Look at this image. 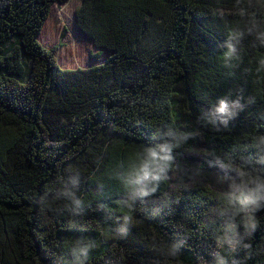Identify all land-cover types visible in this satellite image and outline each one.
<instances>
[{
  "label": "trees",
  "instance_id": "16d2710c",
  "mask_svg": "<svg viewBox=\"0 0 264 264\" xmlns=\"http://www.w3.org/2000/svg\"><path fill=\"white\" fill-rule=\"evenodd\" d=\"M65 1L0 0V264H73L71 249L85 244L84 264H264V209L249 247H221L230 193L199 181L237 175L222 165L256 157L253 138L264 136V45L240 5L82 0L77 26L110 54L64 68L39 35ZM248 11L264 25V8ZM234 31L245 34L226 65ZM238 96L244 107L226 127L208 122L220 98ZM184 134L172 150L176 180L133 199L136 154Z\"/></svg>",
  "mask_w": 264,
  "mask_h": 264
},
{
  "label": "clouds",
  "instance_id": "9594fccd",
  "mask_svg": "<svg viewBox=\"0 0 264 264\" xmlns=\"http://www.w3.org/2000/svg\"><path fill=\"white\" fill-rule=\"evenodd\" d=\"M240 5L238 8L239 15L248 17L246 31L249 34H254L261 45H264V25L255 19V16L248 11V7L259 6L264 8V0H247V7L244 6V0H236ZM244 31H234L229 34V39L226 41L228 51L224 54L225 64L237 55L236 45L231 43L232 40L238 44L244 35ZM264 66V59L260 61ZM242 97H237L235 100L228 98H220L218 102L206 113L208 122L216 125L219 120L220 124L225 127L228 124L229 118H234L238 112L242 110L244 105L241 104ZM249 102H252L250 98ZM190 134H184L182 139H162L161 143L146 147L143 151L136 154L137 163L134 167V175L132 183L135 187L133 199L140 198L142 202L144 197L151 195L157 191L161 181H166L169 176V170L173 167L174 156L172 150L186 142ZM159 138V137H158ZM258 155L256 157H245L240 164H235L231 160L227 161L222 166L235 171L239 178L237 184L235 178H232L230 187L235 189L228 197L224 215L227 213V219L224 225L225 235L219 240V245L228 246V249L235 251L239 247H249L244 244L246 238L250 237L256 228L255 213L264 209V136L253 138V145ZM81 201L77 200L76 203ZM133 201H128V208H132ZM241 218L243 232L237 231L236 218ZM125 224L132 222L131 216L124 217ZM126 231V229H125ZM91 244H85L84 247L71 249V254L75 257L73 264H84ZM181 242L173 243L168 249L166 255L176 257L179 253ZM219 264H228V261L223 257H217ZM239 264V262H237Z\"/></svg>",
  "mask_w": 264,
  "mask_h": 264
},
{
  "label": "rangeland",
  "instance_id": "374dc122",
  "mask_svg": "<svg viewBox=\"0 0 264 264\" xmlns=\"http://www.w3.org/2000/svg\"><path fill=\"white\" fill-rule=\"evenodd\" d=\"M81 3L82 0H66L63 3L56 2L52 4L49 22L52 26V31L50 32L52 36L50 39L47 38L46 34L40 37L41 43L46 48L54 50V56L64 68L88 67L105 61L110 54L104 48L96 46L93 40L77 26L76 9ZM70 55L75 57L72 58ZM195 173L197 172L193 169L185 170V175L188 176H194ZM216 174L217 172L210 171L206 175H209L211 179H200L199 181L208 183L216 190L230 194L235 190L229 186L232 178H235L237 184L240 182L235 174H226L224 175L225 177H217L215 176ZM169 179L170 181H175V174L171 173ZM224 179L227 181L226 185H224ZM195 182L196 180L188 181L189 184H195ZM256 214L257 212L254 214L255 217Z\"/></svg>",
  "mask_w": 264,
  "mask_h": 264
},
{
  "label": "bare ground",
  "instance_id": "6f19581e",
  "mask_svg": "<svg viewBox=\"0 0 264 264\" xmlns=\"http://www.w3.org/2000/svg\"><path fill=\"white\" fill-rule=\"evenodd\" d=\"M51 12H52V10H51ZM51 12H50V14H49V16H48V18H47V20H46V22H45V24H44L42 30H41V33H40V35H39V39H40V37H41L42 35H45V34H46L47 38H49V39H50L51 36H52V33H50V32L52 31V26H51V24L49 23V22H50V17H51ZM49 35H50V36H49ZM73 36L75 37V35H73ZM70 56H72V58L75 57L74 55H70Z\"/></svg>",
  "mask_w": 264,
  "mask_h": 264
}]
</instances>
